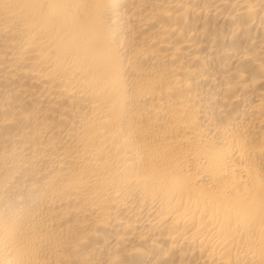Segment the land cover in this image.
<instances>
[{
	"label": "bare ground",
	"instance_id": "obj_1",
	"mask_svg": "<svg viewBox=\"0 0 264 264\" xmlns=\"http://www.w3.org/2000/svg\"><path fill=\"white\" fill-rule=\"evenodd\" d=\"M0 264H264V0H0Z\"/></svg>",
	"mask_w": 264,
	"mask_h": 264
}]
</instances>
